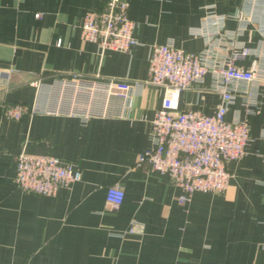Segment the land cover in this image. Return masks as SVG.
<instances>
[{"label":"crops","instance_id":"obj_1","mask_svg":"<svg viewBox=\"0 0 264 264\" xmlns=\"http://www.w3.org/2000/svg\"><path fill=\"white\" fill-rule=\"evenodd\" d=\"M106 1L0 0V69H13L0 88V264H264V2L125 0L139 44L101 53L81 27ZM211 14L218 25L223 17V57L248 48L236 63L255 64L260 76L231 84L227 118L251 110V140L245 156L228 163L231 178L220 193L195 192L183 204L169 174L136 165L152 145L150 120L162 101L156 87L134 89L126 116L3 114L5 102L34 101L36 80L52 83L74 72L142 80L154 44L203 50ZM213 82L209 72L183 91L181 108L213 114L221 102ZM23 150L75 164L81 179L54 195L24 192L15 181ZM117 183L125 199L114 208L106 192ZM133 221L144 231L128 233Z\"/></svg>","mask_w":264,"mask_h":264},{"label":"built area","instance_id":"obj_2","mask_svg":"<svg viewBox=\"0 0 264 264\" xmlns=\"http://www.w3.org/2000/svg\"><path fill=\"white\" fill-rule=\"evenodd\" d=\"M128 8L125 0H107L101 8L87 12L81 37L96 43L101 53L130 51L139 40L134 34L137 22L129 16ZM218 19L211 14L205 21V27L211 24L213 28L205 33L206 46L199 52L184 51L170 42L154 44L148 75L142 80L100 74L89 77L78 72L58 77L52 83L36 80L33 82L37 88L34 101L5 102L3 114L14 120L36 113L83 118L126 116L134 89L156 87L162 93V101L150 120L152 145L139 154L136 165L169 174L180 190V203H187L195 192L220 193L231 178L228 163L243 158L251 140V110L243 117L227 118L229 104L234 99L231 84L253 83L260 76L255 64L244 67L236 63L251 52L248 48L226 57L220 53L223 17L219 25ZM12 72L13 69H0V88L10 81ZM209 72L213 74V88L221 95L215 112L205 114L196 108L182 109V92L204 82ZM114 103H119L118 110ZM81 176L75 164L57 156L25 150L16 156L15 181L27 193L54 195L61 187L79 181ZM124 199L122 185L117 183L107 188L106 201L114 208ZM143 231V225L137 221L131 222L127 230L128 233Z\"/></svg>","mask_w":264,"mask_h":264}]
</instances>
